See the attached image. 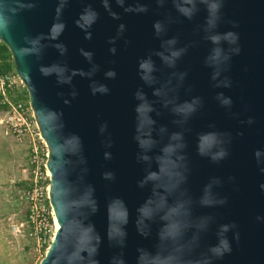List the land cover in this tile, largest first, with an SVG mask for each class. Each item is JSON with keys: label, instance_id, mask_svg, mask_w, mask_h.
I'll list each match as a JSON object with an SVG mask.
<instances>
[{"label": "water", "instance_id": "obj_1", "mask_svg": "<svg viewBox=\"0 0 264 264\" xmlns=\"http://www.w3.org/2000/svg\"><path fill=\"white\" fill-rule=\"evenodd\" d=\"M49 149L38 264H264V0H0Z\"/></svg>", "mask_w": 264, "mask_h": 264}, {"label": "built area", "instance_id": "obj_2", "mask_svg": "<svg viewBox=\"0 0 264 264\" xmlns=\"http://www.w3.org/2000/svg\"><path fill=\"white\" fill-rule=\"evenodd\" d=\"M0 106L5 109L0 120L1 131L27 146L28 177L26 187L19 192L20 200L26 204V214L24 222H12L10 225L18 233L26 225L36 250L44 251L56 229L48 199L46 162L49 149L41 137L26 89L14 70L5 72L0 68Z\"/></svg>", "mask_w": 264, "mask_h": 264}, {"label": "rangeland", "instance_id": "obj_3", "mask_svg": "<svg viewBox=\"0 0 264 264\" xmlns=\"http://www.w3.org/2000/svg\"><path fill=\"white\" fill-rule=\"evenodd\" d=\"M5 137L6 139H0L1 151L6 149L5 142L14 144L9 135ZM2 141H4L3 144ZM4 155L0 156V264H38L45 250H36L35 241L28 234L26 225L22 227L20 233L13 231L10 225L12 222H24L26 204L19 198V192L22 189L20 190L14 182L8 186L4 180L6 172L8 176L26 179L28 177L27 165L23 156L15 154L10 158L7 156L5 158ZM15 192L16 197H14Z\"/></svg>", "mask_w": 264, "mask_h": 264}, {"label": "crops", "instance_id": "obj_4", "mask_svg": "<svg viewBox=\"0 0 264 264\" xmlns=\"http://www.w3.org/2000/svg\"><path fill=\"white\" fill-rule=\"evenodd\" d=\"M4 117V112L0 111V120ZM4 135V136H3ZM9 134H4L1 129H0V139L4 138L6 139L5 136H7ZM14 138V137H13ZM4 143V141H2V144ZM14 144L10 143V142H5V147H6V150H7V153L4 155V157L6 158V156L8 157V153H12V156L13 155H17V156H23L24 160H25V164L27 165V159H25L26 157L24 156V152H26L27 154V146L23 143H18L15 139L13 141ZM2 149V146H1V140H0V152L2 153L1 151ZM25 149V151H24ZM16 156V157H17ZM18 178V179H16ZM5 184H7L8 186H10L11 182H15L16 181H23V180H26L25 178L21 177H15L14 176L12 177L11 176H8V172L5 173Z\"/></svg>", "mask_w": 264, "mask_h": 264}, {"label": "trees", "instance_id": "obj_5", "mask_svg": "<svg viewBox=\"0 0 264 264\" xmlns=\"http://www.w3.org/2000/svg\"><path fill=\"white\" fill-rule=\"evenodd\" d=\"M0 68L2 71H5V72L14 70L10 52H9L8 48L6 47V45L2 41H0ZM4 110L5 109L0 106V111L4 112ZM9 137L12 138L10 140H12V142H13L14 141L13 136L9 135ZM24 151H25V149H24ZM6 153H7V150L3 149L2 153L0 152V156H1V154H6ZM24 156L26 157L25 159H27L26 152H24ZM10 157H12V153H8V158H10ZM15 185L17 187H19L20 190L24 189L26 187V180L16 181ZM16 194L17 193L15 192L14 197H16Z\"/></svg>", "mask_w": 264, "mask_h": 264}]
</instances>
